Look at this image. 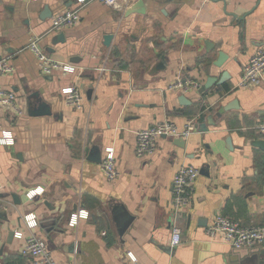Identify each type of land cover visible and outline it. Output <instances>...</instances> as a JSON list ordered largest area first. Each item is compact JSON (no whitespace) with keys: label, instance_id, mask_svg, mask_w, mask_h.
<instances>
[{"label":"crops","instance_id":"crops-1","mask_svg":"<svg viewBox=\"0 0 264 264\" xmlns=\"http://www.w3.org/2000/svg\"><path fill=\"white\" fill-rule=\"evenodd\" d=\"M78 8L76 0H0V59L15 66L0 86L16 94L22 112L0 108V138L14 137V145H0V264H34L22 253L33 235L59 264H244L252 253L238 254L207 230L218 214L245 228L264 225V152L254 146L264 140V81L237 88L264 46V0H121L116 8L94 1L80 8L77 24L52 30L56 16ZM36 37L76 72L43 74L28 49ZM180 78L202 87L169 91ZM67 87L79 89L80 109L68 105ZM164 121L180 130L193 121L196 130L187 139L160 138L152 155L139 157L137 132ZM108 148L120 173L115 182L91 158L97 149L103 160ZM182 165L200 175L176 218L172 185ZM37 189L44 191L31 200ZM81 211L88 218L71 226ZM29 214L35 229L25 224ZM174 226L182 232L178 247Z\"/></svg>","mask_w":264,"mask_h":264},{"label":"built area","instance_id":"built-area-1","mask_svg":"<svg viewBox=\"0 0 264 264\" xmlns=\"http://www.w3.org/2000/svg\"><path fill=\"white\" fill-rule=\"evenodd\" d=\"M37 1V0H31ZM100 2L106 6L118 7L121 0H76L79 8L74 11H67L59 14L53 19L52 30L60 32L65 28L71 27L80 21V8L91 2ZM41 38H34L28 49L35 54L39 60V66L43 74L52 75L54 72L63 74H73L76 68L68 63L60 62L53 59L41 47ZM15 73V66L10 59H0V76ZM264 81V46L260 47L254 55L251 56L248 63L244 66L241 79L237 88L248 89L260 85ZM202 85L195 80L180 78L171 84L168 88L171 92L179 93H198ZM69 106L80 109L83 104V96L76 87H67L62 90ZM0 108L12 109L17 113H22L17 104V96L14 92L3 89L0 86ZM264 129V128H263ZM193 121L190 122L183 130H180L171 121L157 123L147 129L137 132V155L139 157L152 155L160 138H185L187 139L194 131ZM0 145H14V137L11 131L2 132ZM102 170L109 182H115L120 177L116 167V154L113 148L105 151L102 160ZM200 175L199 169L193 165H182L176 173L172 185V213L177 218L183 212V209L189 204L195 183ZM44 190L37 189L28 194L31 200H34ZM86 211L73 214L70 225L75 226L80 219L88 218ZM25 224L30 229L38 226L37 218L34 214H29L24 218ZM208 235L215 237L221 236L223 242L229 244L236 250L252 249L264 243V225L260 227L245 228L234 220L218 214L214 217L212 225L207 230ZM18 239L23 237L19 232L16 234ZM182 232L177 226H174L172 233V246L178 247L182 244ZM24 256L33 259L34 264H59L51 255L46 243L42 238L36 235L31 236L24 249ZM132 262L136 263V258L128 254Z\"/></svg>","mask_w":264,"mask_h":264},{"label":"water","instance_id":"water-1","mask_svg":"<svg viewBox=\"0 0 264 264\" xmlns=\"http://www.w3.org/2000/svg\"><path fill=\"white\" fill-rule=\"evenodd\" d=\"M112 39H113V36H111V35H108V36H106L104 38L105 45L107 47L110 46V44L112 42ZM206 47L210 51L215 49L214 44H212L210 42H207L206 43ZM224 58H225V56L222 53H220V57H219L220 62L218 64H216L217 67H222V65H223V61L222 60ZM226 77H228V73L227 72H225L224 75H223V78H226ZM216 82H217L216 81V78H212V80H209L208 81V84H206V86L200 92L201 93H205L207 90H210V88L212 87V84H214ZM185 99H186V97L185 96H182V98L180 99V102H184ZM231 109H233V105L232 104L229 105V106H226V107L222 108L220 110V114H224L225 112H228ZM42 113H45V112H42ZM210 119H212V118H210ZM213 124H214V122H212V125ZM203 131L207 132L208 131V127H206V126L204 127L203 126ZM182 141H184V139H182ZM227 143L229 145V149H231L230 148V144H231V139L230 138H228ZM254 146L257 147V148H259L260 150H262L264 152V140H257L256 142H254ZM91 158L93 160H95L96 162L102 163L101 153L98 152L97 149H94L92 151ZM16 199L19 200V198H17V197H16ZM17 204L20 205V204H22V202H20V200H19L17 202ZM129 223L130 222H127V223H124V224H122L120 226L119 232H120L121 235L124 234V232L126 231ZM14 237H15V231H11L10 234H9L8 243H11V241L14 239ZM237 251H239L238 254H243V252H249V253H252L253 254L252 256H250V258H246L244 264H248V263H250V264H264V250H262L261 247H256V248H253V249H242V250H237Z\"/></svg>","mask_w":264,"mask_h":264}]
</instances>
